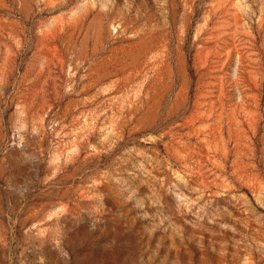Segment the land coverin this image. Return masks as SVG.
Returning <instances> with one entry per match:
<instances>
[{
	"label": "rangeland",
	"instance_id": "obj_1",
	"mask_svg": "<svg viewBox=\"0 0 264 264\" xmlns=\"http://www.w3.org/2000/svg\"><path fill=\"white\" fill-rule=\"evenodd\" d=\"M0 264H264V0H0Z\"/></svg>",
	"mask_w": 264,
	"mask_h": 264
}]
</instances>
